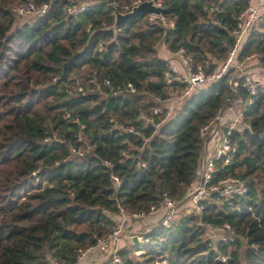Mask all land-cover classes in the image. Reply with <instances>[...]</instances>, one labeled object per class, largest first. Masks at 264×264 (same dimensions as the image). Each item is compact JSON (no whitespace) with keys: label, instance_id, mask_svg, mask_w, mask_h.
<instances>
[{"label":"trees","instance_id":"trees-1","mask_svg":"<svg viewBox=\"0 0 264 264\" xmlns=\"http://www.w3.org/2000/svg\"><path fill=\"white\" fill-rule=\"evenodd\" d=\"M27 1L47 3L48 11L13 27L10 6ZM70 1L0 0V264L75 263L78 249L111 232L120 208L149 211L164 194L191 208L185 196L204 152L200 128L235 97H248L241 78L233 92L224 76L196 88L171 116L156 115L157 128L139 119L185 86L164 80L169 61L157 46L184 48L210 75L232 47L231 31L249 0H163L166 24L140 13L120 25L114 11L126 12L132 0H100L77 16L66 12ZM259 19L238 59L254 52L264 65V13ZM105 80L131 82L136 93L108 94ZM52 134L57 141H44ZM235 140L238 151L217 176L241 178L246 193L230 205L205 198L201 215L191 209L170 227L159 212L144 232L147 241L135 246L138 256L120 249L123 264H224L217 254L227 255V264H264L263 89ZM71 145L93 149L75 157ZM225 223L235 239L218 240L213 249L207 231Z\"/></svg>","mask_w":264,"mask_h":264},{"label":"built area","instance_id":"built-area-1","mask_svg":"<svg viewBox=\"0 0 264 264\" xmlns=\"http://www.w3.org/2000/svg\"><path fill=\"white\" fill-rule=\"evenodd\" d=\"M99 1L100 0H72L66 7V12L70 15L77 16ZM143 1H149L153 5L164 9L163 0H132L130 4L124 6V9L128 12L133 6ZM111 4L118 7L115 2ZM48 8L49 4L47 3L38 6L32 1H27L13 4L10 11L14 17L29 18L32 16H43L48 11ZM204 9L208 12L219 11L217 6L206 5ZM263 13L264 0H249L247 6L237 15L235 27L231 31V36L233 38L232 47L225 60L210 75H206L200 64H193L191 55L184 48L181 47L172 51L171 54L178 66L169 62V68L164 74V80L167 83L179 80L185 84L184 88L179 92L171 93L168 98L162 100L163 108L156 106L151 112L141 111L139 115V119L143 123L156 124V115L165 112L166 117L171 116L175 108L196 88L206 86L213 81L228 76V85L234 92L239 86V79L241 78L243 80L242 87L246 90L248 97L243 99L238 96L229 103H226L223 107L218 109L214 118L209 123L202 126L199 131V137L204 142L205 151L201 157L200 165L197 170V177L188 188L185 196L191 209L199 215L203 212L204 206L202 201L205 198L215 195L226 204L230 205L235 197L241 196L247 191V183L241 178L228 176L222 179L218 178L217 173L231 162L233 156L238 151L239 145L235 140V130L243 119L246 108L254 102V97L262 91L258 81L249 74L246 68V64L256 59L257 55L252 52L240 60L238 59V54L250 30ZM153 18H157L163 24H166L163 12L159 15H150V19ZM169 25L172 26V23L170 22ZM89 28L90 25H87L85 28L86 31H89ZM101 49L99 45L98 50L101 51ZM96 86L100 89L99 85ZM104 86L107 88L106 92L113 96H127L136 93V87L131 82L113 84L110 80H105ZM78 90H82V85L78 84ZM157 100L160 99L157 98ZM109 121L114 122L112 118H110ZM114 126L122 132L132 133L135 131L133 126H125L124 124H114ZM158 126L159 124L157 123L156 128ZM50 140L57 141L58 138L55 134L51 136L47 135L44 138L46 142ZM69 149L71 156L83 158L89 153V150L93 148L89 146L86 148L83 146L75 147L71 145ZM104 166L111 168L112 164L109 161H105ZM110 176L116 183L119 182V178L116 174L111 172ZM177 211V202L166 194H164L160 206L155 207L152 205L149 207V211L141 209L127 213L120 208L119 213L116 214L115 224L111 232L97 239L95 244L88 245L83 249H78L76 256L77 260L72 264H78V262L90 252H97L101 255L102 260L100 264H123V258L120 253L121 242L126 236L125 232L130 221L140 220L149 215L163 212L161 218L162 223L170 227L175 222L174 218L176 217ZM221 229H223L225 233L220 236L218 240L227 242L234 241L236 235L229 224H223ZM210 230L214 229L210 228ZM136 239L141 241L142 237H136ZM146 241L147 239L141 243H145ZM210 244L213 249L216 248L217 242L212 235L210 236ZM217 259L227 264L229 257L227 255L217 254ZM46 264L58 263L55 260H49Z\"/></svg>","mask_w":264,"mask_h":264},{"label":"rangeland","instance_id":"rangeland-1","mask_svg":"<svg viewBox=\"0 0 264 264\" xmlns=\"http://www.w3.org/2000/svg\"><path fill=\"white\" fill-rule=\"evenodd\" d=\"M15 4H17V3H15ZM35 19H36V16H32V17H29V18H18V17H15L13 27L22 26L24 23H26V22H33ZM256 64L259 65L260 67L254 66ZM246 68H247V71L249 72V74L254 79H256L258 81V83L260 85V88L264 90V84L260 83L259 80H258L259 78L264 77V65L262 64V62H260L258 60V58L253 59L251 62H249V63L246 64ZM256 69L258 70L257 73L255 72ZM217 202H219V201H217ZM184 203L182 205H180V207H178V211H177L176 217L174 218L175 220H177L178 215H180L182 213L184 214L187 211H190L191 210V208L186 203L185 204ZM152 218H154L153 221H155L159 217H158V215H155V217L152 216ZM143 219L130 221L129 222V225H128L127 229H126V232H125L126 233V236L124 237L125 239L123 238V245L121 246V248L124 251H128V253L132 254V256L133 255L134 256H138V254H139L138 251H134L135 246H140V245L143 244L141 242L145 241L144 238H143V236L145 234L144 232L147 230V228L148 229L150 228L151 223H154L152 221V219H150V218H147V219H150L149 222H147V223L146 222L145 223L144 222L141 223V221ZM224 233L225 232H224L223 229H214V230H210L209 229L207 231V235L208 236L209 235L210 236L212 235L213 238H214V240L216 242L218 241L219 237L222 236ZM134 237L135 238L136 237H142V240L141 241L140 240L138 241L136 239L137 240V243H134V241H133ZM95 254H97V258H96V255ZM101 258L102 257H101V255L99 253H97V252L96 253L95 252H90L87 256H85L84 258H82L78 262V264H100L101 263L100 261L102 260Z\"/></svg>","mask_w":264,"mask_h":264},{"label":"water","instance_id":"water-1","mask_svg":"<svg viewBox=\"0 0 264 264\" xmlns=\"http://www.w3.org/2000/svg\"><path fill=\"white\" fill-rule=\"evenodd\" d=\"M162 12H164L163 8L156 6V5H153L149 1H143L136 6H133L131 8V10L128 12L122 13V12L118 11L117 9H115V11H114L115 24L120 25L123 22H125L127 19L135 17V16L139 15L140 13H146L149 15H159ZM134 242L137 243V240L135 237H134Z\"/></svg>","mask_w":264,"mask_h":264},{"label":"crops","instance_id":"crops-1","mask_svg":"<svg viewBox=\"0 0 264 264\" xmlns=\"http://www.w3.org/2000/svg\"><path fill=\"white\" fill-rule=\"evenodd\" d=\"M157 51H158V57H160L161 59H167L169 62H172L173 64H175L176 66H178L177 65V62L173 59V56H172V54H171V50L166 46V44L165 43H160L158 46H157ZM172 59V60H171ZM254 66H256V67H260L259 65H254ZM248 67V66H247ZM255 72L257 73L258 72V70L256 69L255 70ZM259 80V82L260 83H262V84H264V77H261V78H259L258 79ZM260 86V85H259ZM204 151H205V149H204ZM155 215H158V217L160 218V213H156V214H152L150 217H146V218H144L142 221H141V223H147V222H149V220L150 219H152V221H153V219L154 218H152V216L153 217H155ZM147 218H150V219H147ZM146 219V220H145ZM145 220V221H144ZM150 229V228H149ZM148 228H147V230L146 231H148L149 230ZM125 239V238H124ZM146 240V239H145ZM133 241H134V239H133ZM135 243V242H134ZM123 245V240H122V242H121V246ZM96 253V252H95ZM138 253H140V251H138ZM96 255V258H97V254H95ZM102 259V258H101ZM101 262V261H100Z\"/></svg>","mask_w":264,"mask_h":264}]
</instances>
